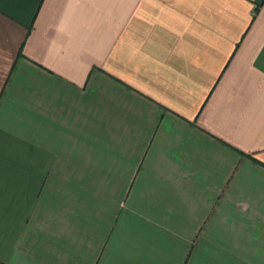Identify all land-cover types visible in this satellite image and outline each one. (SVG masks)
<instances>
[{
  "label": "crops",
  "instance_id": "obj_1",
  "mask_svg": "<svg viewBox=\"0 0 264 264\" xmlns=\"http://www.w3.org/2000/svg\"><path fill=\"white\" fill-rule=\"evenodd\" d=\"M0 264H264V0H0Z\"/></svg>",
  "mask_w": 264,
  "mask_h": 264
}]
</instances>
